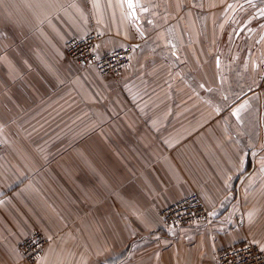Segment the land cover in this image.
Instances as JSON below:
<instances>
[{"label":"crops","instance_id":"1","mask_svg":"<svg viewBox=\"0 0 264 264\" xmlns=\"http://www.w3.org/2000/svg\"><path fill=\"white\" fill-rule=\"evenodd\" d=\"M135 9L133 16L131 7ZM262 7V8H261ZM264 0H0V264H214L264 248ZM262 17V18H261ZM136 43L113 77L65 54ZM196 191L208 220L159 210Z\"/></svg>","mask_w":264,"mask_h":264},{"label":"built area","instance_id":"2","mask_svg":"<svg viewBox=\"0 0 264 264\" xmlns=\"http://www.w3.org/2000/svg\"><path fill=\"white\" fill-rule=\"evenodd\" d=\"M101 39L102 34L93 29L83 36L71 37L64 44L65 54L80 66H93L100 74L117 77L131 63L135 47L124 43L112 49H101ZM159 214L169 227L208 220V208L196 191L162 207ZM47 242L41 230L30 231L19 244L21 260L26 264L35 263L43 255ZM214 264H264V248L252 241L234 244L218 251Z\"/></svg>","mask_w":264,"mask_h":264},{"label":"rangeland","instance_id":"3","mask_svg":"<svg viewBox=\"0 0 264 264\" xmlns=\"http://www.w3.org/2000/svg\"><path fill=\"white\" fill-rule=\"evenodd\" d=\"M261 18H262V17H261ZM261 22H263L262 24H264V18H263V21H261ZM135 42H136V43H141V42H142V38H139V39L137 38V39L135 40ZM136 43H135V44H134V42H133V43H132V42L130 43V44H133V45H134L135 50H136V46H135ZM123 70H124V69H123ZM123 70H122V72H123ZM122 72H121V73H122ZM47 243H48V242H47ZM18 256H19V258H20V260H21V257H20L19 252H18ZM39 259H40V258H39ZM37 261H38V260H37ZM37 261H36V262H37ZM36 262H35V263H36ZM33 264H34V263H33Z\"/></svg>","mask_w":264,"mask_h":264},{"label":"water","instance_id":"4","mask_svg":"<svg viewBox=\"0 0 264 264\" xmlns=\"http://www.w3.org/2000/svg\"><path fill=\"white\" fill-rule=\"evenodd\" d=\"M131 10H132L133 16H135L136 12H135V9L132 6H131Z\"/></svg>","mask_w":264,"mask_h":264},{"label":"snow or ice","instance_id":"5","mask_svg":"<svg viewBox=\"0 0 264 264\" xmlns=\"http://www.w3.org/2000/svg\"><path fill=\"white\" fill-rule=\"evenodd\" d=\"M129 7H131V4L129 5Z\"/></svg>","mask_w":264,"mask_h":264},{"label":"flooded vegetation","instance_id":"6","mask_svg":"<svg viewBox=\"0 0 264 264\" xmlns=\"http://www.w3.org/2000/svg\"><path fill=\"white\" fill-rule=\"evenodd\" d=\"M262 8V7H261ZM263 9H264V7H263Z\"/></svg>","mask_w":264,"mask_h":264}]
</instances>
